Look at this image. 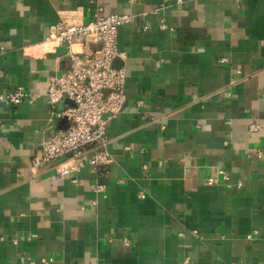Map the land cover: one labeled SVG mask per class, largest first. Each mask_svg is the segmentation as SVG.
I'll return each mask as SVG.
<instances>
[{"label": "crops", "instance_id": "1", "mask_svg": "<svg viewBox=\"0 0 264 264\" xmlns=\"http://www.w3.org/2000/svg\"><path fill=\"white\" fill-rule=\"evenodd\" d=\"M95 11L132 15L104 193L89 164L55 182L30 165L69 124L45 95L68 66L49 27ZM0 49V95L37 94L0 101V264H264V0H0Z\"/></svg>", "mask_w": 264, "mask_h": 264}, {"label": "built area", "instance_id": "2", "mask_svg": "<svg viewBox=\"0 0 264 264\" xmlns=\"http://www.w3.org/2000/svg\"><path fill=\"white\" fill-rule=\"evenodd\" d=\"M180 3L181 0H176ZM165 4H161V9ZM130 14H101L95 11L87 22H70L60 19L49 27L46 38L53 46L63 45L68 66L59 74L49 77L45 91L51 116L64 117L69 121L65 129H59L52 135L40 140L36 153L30 159L32 168L52 165L54 172L49 176L52 182L72 177L81 167L89 164L94 172L92 190L104 193L103 180L109 176L113 157L110 155L106 137L107 123L117 117L125 104V77L123 66H112L115 59L125 60V53L117 45V30L130 23ZM159 29L170 30L164 19L159 21ZM92 42L98 47L88 53L86 44ZM77 46L78 49L73 48ZM1 51V49H0ZM37 94L19 86L0 95V101L8 105H17L23 101L35 102ZM65 100L71 102L58 107ZM258 125L249 126L252 131ZM255 154L260 156V151ZM227 179L226 175H223ZM75 182V178H72ZM118 183L122 178L117 179ZM216 179L209 177L208 184ZM242 183L237 181L236 187ZM259 233L253 231L247 238H255ZM15 242V240H12ZM127 245V238L123 239ZM51 258H41V264H48ZM32 263V261L30 260ZM188 264V259H183Z\"/></svg>", "mask_w": 264, "mask_h": 264}, {"label": "water", "instance_id": "3", "mask_svg": "<svg viewBox=\"0 0 264 264\" xmlns=\"http://www.w3.org/2000/svg\"><path fill=\"white\" fill-rule=\"evenodd\" d=\"M112 66L118 68V67L120 66L119 60H118V59L113 60V62H112ZM65 102H68V103L71 104V102L68 101V100H65Z\"/></svg>", "mask_w": 264, "mask_h": 264}]
</instances>
